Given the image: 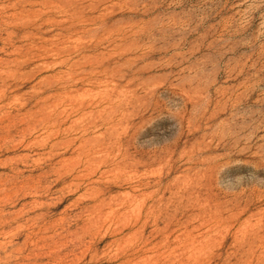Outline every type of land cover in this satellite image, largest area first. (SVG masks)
Masks as SVG:
<instances>
[{
  "label": "rangeland",
  "instance_id": "374dc122",
  "mask_svg": "<svg viewBox=\"0 0 264 264\" xmlns=\"http://www.w3.org/2000/svg\"><path fill=\"white\" fill-rule=\"evenodd\" d=\"M0 264H264V0H0Z\"/></svg>",
  "mask_w": 264,
  "mask_h": 264
}]
</instances>
